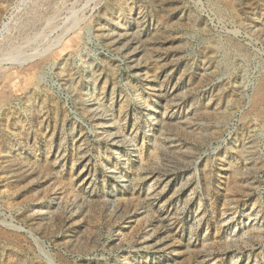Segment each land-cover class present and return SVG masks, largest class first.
Wrapping results in <instances>:
<instances>
[{
    "label": "rangeland",
    "instance_id": "rangeland-1",
    "mask_svg": "<svg viewBox=\"0 0 264 264\" xmlns=\"http://www.w3.org/2000/svg\"><path fill=\"white\" fill-rule=\"evenodd\" d=\"M0 264H264V0H0Z\"/></svg>",
    "mask_w": 264,
    "mask_h": 264
},
{
    "label": "bare ground",
    "instance_id": "bare-ground-1",
    "mask_svg": "<svg viewBox=\"0 0 264 264\" xmlns=\"http://www.w3.org/2000/svg\"><path fill=\"white\" fill-rule=\"evenodd\" d=\"M110 173H112V170L110 171Z\"/></svg>",
    "mask_w": 264,
    "mask_h": 264
}]
</instances>
